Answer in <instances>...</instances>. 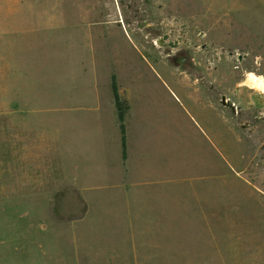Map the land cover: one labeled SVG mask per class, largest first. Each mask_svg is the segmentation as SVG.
Segmentation results:
<instances>
[{
    "label": "rangeland",
    "instance_id": "rangeland-1",
    "mask_svg": "<svg viewBox=\"0 0 264 264\" xmlns=\"http://www.w3.org/2000/svg\"><path fill=\"white\" fill-rule=\"evenodd\" d=\"M51 17L63 19L52 34L67 35L69 51L75 27H83L79 43L88 70H110L123 50H141L155 65V76L143 82L151 104L144 127L151 136L174 128L181 139L175 174L203 175L185 188L175 211L166 206L145 224L142 240L125 244V256L133 264H264V0H0V39L12 43L21 28L51 24ZM91 20L120 21L125 29L100 38L101 27ZM101 113L85 112L84 127ZM13 128L10 116H0V165L13 159ZM13 170L0 166V264H77L46 237L34 242L46 229L60 243L61 222L43 214L49 201L16 198ZM96 237L101 249L85 264L117 262L111 236Z\"/></svg>",
    "mask_w": 264,
    "mask_h": 264
},
{
    "label": "crops",
    "instance_id": "crops-1",
    "mask_svg": "<svg viewBox=\"0 0 264 264\" xmlns=\"http://www.w3.org/2000/svg\"><path fill=\"white\" fill-rule=\"evenodd\" d=\"M51 20V24L39 21L38 27L27 31L21 28L12 43L0 39V116L14 121L13 159L11 164L3 159L0 166L13 167V191L20 194L16 198L49 201L45 206L52 208L48 212L45 207L43 214L61 222L60 243L52 242L46 229L45 236L36 235L34 242L46 237L52 248L62 249V258L69 251L73 262L85 264L101 249L102 238L96 237L97 233L108 234L118 245L109 251L120 255L117 262L109 264H133L125 256V244L138 236L142 240L145 224L162 216L166 206L175 211L173 205L182 199L185 188L202 182L203 175L194 180L175 174L181 139L175 137L174 128L163 127L159 135L151 136L149 127H144L151 104L142 90L147 87L143 82L155 76V65L141 50L133 44V49L119 53L121 58L110 70H88L79 43L83 27H75L71 41L76 46L69 51L68 36L52 34L58 26L55 21L63 26V19ZM92 23L101 27L100 38H106L111 28L125 29L120 21ZM113 77L122 106L124 136ZM100 109L105 115H90L86 120L93 125L84 127V113ZM45 120L50 124L37 123ZM44 169H48L47 178L38 175ZM235 172L246 182L243 170L235 167ZM54 201L60 209L56 210ZM37 209L33 212L41 215ZM39 230L35 232H43Z\"/></svg>",
    "mask_w": 264,
    "mask_h": 264
},
{
    "label": "trees",
    "instance_id": "trees-1",
    "mask_svg": "<svg viewBox=\"0 0 264 264\" xmlns=\"http://www.w3.org/2000/svg\"><path fill=\"white\" fill-rule=\"evenodd\" d=\"M113 89H114V95H115V99H116V106H117V109L119 111V118H120V121H121V131H122V134L124 136L125 135V127H124V124H123L124 117H123V113H122V106H121L119 94H118V91H117L115 77H113ZM123 139H124V142H125V137Z\"/></svg>",
    "mask_w": 264,
    "mask_h": 264
},
{
    "label": "built area",
    "instance_id": "built-area-1",
    "mask_svg": "<svg viewBox=\"0 0 264 264\" xmlns=\"http://www.w3.org/2000/svg\"><path fill=\"white\" fill-rule=\"evenodd\" d=\"M224 103L226 104V105H229V103H228V101H224ZM233 105V104H232ZM234 106V105H233Z\"/></svg>",
    "mask_w": 264,
    "mask_h": 264
}]
</instances>
